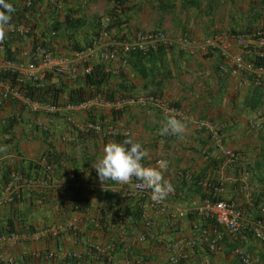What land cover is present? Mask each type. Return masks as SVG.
Listing matches in <instances>:
<instances>
[{
  "label": "crops",
  "instance_id": "0c3cea01",
  "mask_svg": "<svg viewBox=\"0 0 264 264\" xmlns=\"http://www.w3.org/2000/svg\"><path fill=\"white\" fill-rule=\"evenodd\" d=\"M51 1L40 0L34 12L25 16L36 27L33 35L49 41L66 58L73 51L68 48L73 41L65 34L74 33L75 42L86 44L98 22L111 14L110 24L116 25L110 33L116 39L128 40L137 32H163L170 41L153 54L118 52L102 84L115 98L151 94L160 101L119 109L103 99L71 109L60 103L53 114L31 112L10 95L2 101L0 147L8 149L0 151V189L7 169H22L25 174L28 164L39 157L49 160L52 171L39 196L36 190L21 189L18 200L0 198V237H5L0 240V264H104L90 253L95 246L110 251V264H125L126 259H140L141 264H237L235 249L254 264H264V243L252 237L249 225L259 214L262 217V206L254 207L252 200L264 181V122L258 130L247 124L264 115V78L235 70L232 61L239 56L244 63L257 61L264 67V49L254 42L238 47L233 38L264 30V0ZM7 2L22 11L27 0ZM53 25L54 36L44 32ZM13 37L17 41L7 45L25 61L32 37ZM99 56L93 51L88 64H100ZM42 84L61 89L64 97L70 88L83 84V77L51 74ZM173 115L185 125L183 133L159 135ZM202 120L216 125L219 145L199 124ZM85 122L110 126L118 133L101 136L74 129ZM128 139L148 151L142 161L145 166H154L160 159L169 161L165 178L175 190L166 199L128 197L124 192L131 183L99 181L93 165L102 157L104 145ZM225 151L233 153L232 163ZM213 197L243 211L238 232L223 235L214 251L205 242L172 249L174 242L213 235L214 224L196 212ZM74 200L80 210L73 207ZM139 211L138 227H134L131 215ZM119 218L123 226L116 224ZM66 225L69 228L52 234L54 227ZM140 232L146 235L143 241H138ZM73 253L77 257L69 256Z\"/></svg>",
  "mask_w": 264,
  "mask_h": 264
},
{
  "label": "built area",
  "instance_id": "2783aa9c",
  "mask_svg": "<svg viewBox=\"0 0 264 264\" xmlns=\"http://www.w3.org/2000/svg\"><path fill=\"white\" fill-rule=\"evenodd\" d=\"M58 0H52L51 3L55 4ZM98 29L96 30L95 36L92 38L90 43L82 49L71 51L68 58L61 55H56L52 51L47 50L41 45H35L32 52L33 62L31 60L20 64H14L10 61L2 62L0 71L7 70L12 73H16V82L18 83H32L33 86H40L45 74L53 75H69L75 76L79 74L81 77L88 75L91 72V65L88 64L89 58H91L93 51L100 53L99 62L102 65L104 73H110L111 69L108 67L109 63L113 62L118 52L123 55L139 54L149 55L156 52L158 46L162 43L170 41L165 34L158 30L137 32L128 40H119L113 37L107 28L108 18L100 20ZM9 29V33L17 36H24L29 32L28 26L22 24H13ZM249 42H254V45L258 49L264 48V31H254L247 35H240L235 38V43L238 47H246ZM29 58V56H28ZM69 61V62H68ZM233 64L236 66L235 70H245L253 72L258 77L264 78V69L259 67H253L251 63L241 61L239 56L232 57ZM72 64V66L70 65ZM78 69V71H77ZM0 105L8 95L19 99L22 104L25 105L31 112L41 111L45 114H53L59 110V107L52 105L47 102L31 100L22 93L18 92L15 87H11L8 84H0ZM99 101V97L92 99ZM160 99L156 95H145V96H126L117 97L113 100L104 101L106 105L111 106L115 109H119L125 105L140 104L144 103H156ZM85 102L84 104H86ZM81 105V104H80ZM72 105H66V108L71 109ZM264 122V115H257L253 119H250L247 124L251 129L258 130L261 124ZM199 124L204 127L215 139L217 145L220 144L218 137V130L216 125L208 120H202ZM74 129L80 133H96L101 136H114L117 135L118 130L106 126L102 127L92 123H81L74 125ZM225 156L228 162H232L234 156L231 151H225ZM40 171L50 173L52 170L50 162L46 157H40L36 161ZM245 178L243 177V181ZM131 187L127 189L124 194L128 197L139 198V199H151V190L138 187L140 181L135 178L130 182ZM45 181L37 180L36 178L22 177L17 173H11L10 180L5 184L4 188L0 192V198L4 200H12L13 196L18 197L21 189L39 190L41 187H46ZM216 191V189H215ZM262 217L250 221V232L254 239L260 243H264V205L261 207ZM196 212L205 216L206 218L213 221L215 229L211 238L207 239L206 242L210 250L216 249V243L222 236L227 233L233 235L238 232L240 223L243 218V211L238 208H234L230 203H224L222 201H209L204 200L201 205L196 209ZM118 226H123V219L119 218L116 220ZM69 228V225L54 227L51 230L52 234H59ZM10 238H14V235H9ZM5 237H0V240H4ZM142 235L138 236V241H143ZM202 238H195L191 240H180L174 242L172 249L181 250L185 248H191L199 246L203 243ZM96 252H104L107 249L100 248L98 246L93 247ZM233 255L236 257L237 264H254L249 257L240 249H235ZM71 258L77 257L76 254H70ZM125 264H141L140 259L125 260Z\"/></svg>",
  "mask_w": 264,
  "mask_h": 264
},
{
  "label": "trees",
  "instance_id": "16d2710c",
  "mask_svg": "<svg viewBox=\"0 0 264 264\" xmlns=\"http://www.w3.org/2000/svg\"><path fill=\"white\" fill-rule=\"evenodd\" d=\"M40 0H27L26 5L23 7L24 9L22 11H20L18 9L17 5H13L15 11L11 14L12 19H11V23L13 24H22L25 26H28L27 24H29L30 26H28L29 28V32L27 34V36L32 37V44H31V48H30V55L28 58V61L31 60V62H33L32 58V51L33 48L36 44L41 45L42 47L46 48L47 50H50L52 52H54L55 54H59L61 55L62 53H59L58 51H55L54 48L50 45V42H43L40 41L38 38H36L33 33L35 31L34 25L31 23L30 19L31 18H26L25 14L29 13V15L31 13H33L34 9L37 7L38 3ZM111 14V13H110ZM109 14V15H110ZM28 17V16H27ZM114 16L113 14H111V18L112 19ZM114 19V18H113ZM79 23V21H78ZM116 24L113 22L112 24H109V28H112V26H115ZM56 26H49L45 29L44 32H48V34L50 35V33H53V36L55 34L56 31ZM66 31V29H65ZM14 35L11 34V36H8L5 38L4 42L0 43V50H2V60H6V61H10L14 64H20L24 62V59L22 56H19V52H14L10 50V47H8V43L11 42H16V38L13 37ZM65 36L69 37V39H72L73 44L72 47H68L71 50H79L84 48L85 46H87L90 41H88L86 44L85 43H81L80 42H75L74 39L72 37H74V33L72 34H65ZM253 65L255 66H260V62L258 63L257 61H255L253 63ZM110 74L109 73H104L103 69H102V65L101 64H97V65H93V67L91 68V72L83 77V84L81 86H77L74 88H70L66 95L64 97L61 96V89H57L54 85L52 84H42L41 86H33L32 83L28 82V83H18L16 82V73H12L10 71H4L0 73V83H5L10 85L11 87H15L16 90L18 92H21L24 96H26L27 98H30L31 100H37V101H43V102H48L52 105H59L60 103H62L63 105H79L89 99H92L95 96H100L102 99L104 100H113L115 98V95L112 92H109L110 90H107L104 88V86L102 84H104L107 79L109 78ZM50 77V75H47L45 80H48V78ZM64 92H62L63 94ZM233 162V161H232ZM229 162V163H232ZM27 172L24 174V171L22 169H7V175L4 179H3V186H5V184L9 181L10 179V174L11 173H17L19 175H21L22 177H26V178H36L37 180H42L45 182H49V178H50V174L49 173H45L40 171L38 165L36 164V162H32L29 163L27 166ZM30 193L32 192V190L29 191ZM14 198V196H13ZM18 199V198H17ZM139 199V198H138ZM16 200V198H15ZM211 201L214 200H219L215 197L210 199ZM75 204H73V207H75V210H80V205L79 202L74 200L73 201ZM253 206H263L264 205V181L261 183V187L260 189L256 192V194L253 196V200H252ZM260 212V211H258ZM247 213V211H246ZM132 219L134 220V227H138V225L136 224L137 221H139L140 217H141V212L139 211L138 213H133L132 215ZM260 214L257 218H260ZM208 222L210 223V225H213V221L210 219H207ZM214 229V227H213ZM140 235H142L144 237V239H146V235H144L142 232H140ZM115 248V246H114ZM112 249V248H111ZM91 251V250H90ZM112 251V250H111ZM109 250H106L102 253H98L94 250H92L90 253L92 255H96L97 258H100L102 260V262L104 264H110L109 263Z\"/></svg>",
  "mask_w": 264,
  "mask_h": 264
},
{
  "label": "clouds",
  "instance_id": "9594fccd",
  "mask_svg": "<svg viewBox=\"0 0 264 264\" xmlns=\"http://www.w3.org/2000/svg\"><path fill=\"white\" fill-rule=\"evenodd\" d=\"M14 11H15V9L11 3L7 2V0H0V43L4 42L9 29L12 27V25H11V19H12L11 14ZM109 24H110V17L108 18V25H107V28L110 31L111 28H109ZM254 31H264V30L263 29H254L251 32H254ZM9 34L11 35V33H9ZM247 34H249V33H247ZM247 34H243V35H247ZM26 35H24V36H26ZM94 36H95V34H94ZM236 37H238V36H233L234 39ZM119 40H121V39H119ZM26 54H27V59L24 62L28 61V56L30 55V51H29V53H26ZM56 55H59V54H56ZM129 55H133V54H129ZM137 55H139V54H137ZM5 61L6 60H2V62H5ZM252 66L256 67V68L259 67V68L264 69V67H262V66H255V65H252ZM4 71H7V70H2V71H0V73L4 72ZM47 75H51V74L50 73L45 74L42 82L44 81V79L46 78ZM57 76H59V75H57ZM2 84H4V83H2ZM41 85H42V83H41ZM95 97H99V100L102 99L100 96H95ZM95 97H93L92 99H94ZM92 99H89V100H92ZM89 100H87V101H89ZM87 101H85V102H87ZM104 101H109V100H104ZM85 102H83V103H85ZM83 103H81V104H83ZM56 106H59V105H56ZM72 106H76V105H72ZM184 128H185V125L183 123H181V121L178 120L173 115L169 119H167L165 125L159 130L158 134L161 136L180 135L183 133ZM7 149H8L7 145L0 147V151H7ZM147 156H148V151L143 147V145L140 142H134L131 139L125 140L122 143L110 141L104 145L103 155L100 159H98L96 161V163L93 165V168L96 170L98 179L102 184L105 181L111 180L117 184L127 185L128 183H130L133 180V178H135L137 181H140V184L138 185V187H141L144 189H150L151 190V200L153 202H159V201L166 199L168 197V195L173 193L175 190L174 185L171 182V180L165 178V172L169 168V161L167 159H160L156 162V164L154 166H145L142 163V161ZM49 174H51V172ZM244 178L246 180L245 175H244ZM46 183L48 185V182H46ZM3 188H4V186H2V188L0 189V192L2 191ZM43 188H45V187H43ZM32 191H34V190H32ZM36 191H38L37 195L39 196V194H40L39 192L41 191V193H42V187ZM20 192H19L18 197H14V198H16V200H18L17 198H20V196H21ZM206 200L211 201L210 199H206ZM214 201H217V200H214ZM214 201H212V202H214ZM219 201H222V200H219ZM240 225H241V223H240ZM214 229H215V225H214ZM214 229H213V231H214ZM225 234H227V233H225ZM235 234H233V235H235ZM196 238H202V237L198 236ZM193 239H195V238H193ZM188 240H191V239H188ZM206 240H204L203 243L205 242L206 245L208 246ZM201 245H199V246H201ZM194 247H196V246H194ZM191 248H193V247H191Z\"/></svg>",
  "mask_w": 264,
  "mask_h": 264
}]
</instances>
